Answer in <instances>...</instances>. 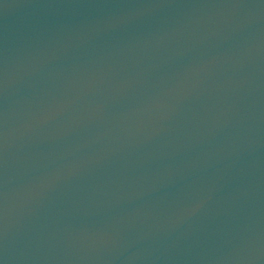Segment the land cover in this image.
I'll return each instance as SVG.
<instances>
[{"label":"water","instance_id":"1","mask_svg":"<svg viewBox=\"0 0 264 264\" xmlns=\"http://www.w3.org/2000/svg\"><path fill=\"white\" fill-rule=\"evenodd\" d=\"M0 264H264V0H0Z\"/></svg>","mask_w":264,"mask_h":264}]
</instances>
